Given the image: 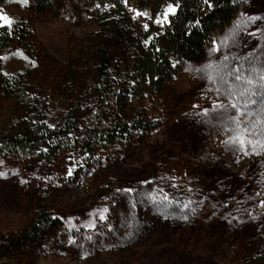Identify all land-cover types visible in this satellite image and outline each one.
Returning <instances> with one entry per match:
<instances>
[{
    "label": "rangeland",
    "instance_id": "obj_1",
    "mask_svg": "<svg viewBox=\"0 0 264 264\" xmlns=\"http://www.w3.org/2000/svg\"><path fill=\"white\" fill-rule=\"evenodd\" d=\"M0 16L30 21L35 33L26 50L0 52V78L25 74L43 89L52 125L80 96L64 97L59 85L92 18L39 14L33 0H6ZM140 103L156 128L91 165L68 153L51 164L35 153L0 156V243L24 228L39 200L63 226L0 264L245 263L264 223V0H247L201 61ZM21 116L0 86V133H15Z\"/></svg>",
    "mask_w": 264,
    "mask_h": 264
},
{
    "label": "trees",
    "instance_id": "obj_2",
    "mask_svg": "<svg viewBox=\"0 0 264 264\" xmlns=\"http://www.w3.org/2000/svg\"><path fill=\"white\" fill-rule=\"evenodd\" d=\"M33 1L39 14L59 17L72 10L90 16L95 29L80 37L60 79L64 97L80 96L54 124L46 123L48 94L27 75L0 78L3 92L22 109L16 132L0 133V156L35 153L51 164L56 155L68 153L86 156L91 165L127 147L135 134L156 128L140 102L164 94L185 64L201 61L215 32L229 25L247 0ZM34 40L30 21L0 26V52L26 50ZM62 227L39 200L24 228L0 243V256L36 251ZM242 259L244 264H264V223Z\"/></svg>",
    "mask_w": 264,
    "mask_h": 264
},
{
    "label": "snow or ice",
    "instance_id": "obj_3",
    "mask_svg": "<svg viewBox=\"0 0 264 264\" xmlns=\"http://www.w3.org/2000/svg\"><path fill=\"white\" fill-rule=\"evenodd\" d=\"M24 2L27 3V0H24ZM168 11L169 12H174L175 9L174 8H169ZM0 21H3V24L9 25V26H11L14 23V21H12L11 19H9L6 16H0ZM0 26H3V25H0ZM225 59H227V57H225ZM233 106L235 107V105H233ZM236 140H238L241 145L244 144V140L242 138L236 137ZM0 175H3V173H0ZM69 175H71V170H69Z\"/></svg>",
    "mask_w": 264,
    "mask_h": 264
}]
</instances>
